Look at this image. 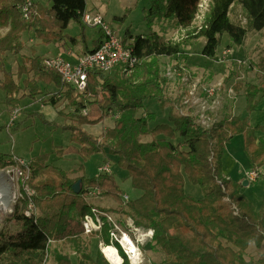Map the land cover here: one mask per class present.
Segmentation results:
<instances>
[{"label":"trees","instance_id":"obj_1","mask_svg":"<svg viewBox=\"0 0 264 264\" xmlns=\"http://www.w3.org/2000/svg\"><path fill=\"white\" fill-rule=\"evenodd\" d=\"M149 1L148 21L156 18L188 29L201 0ZM24 4L25 0H0V90L4 92L6 106L18 110L25 98H39L40 103L55 108L59 100L66 102L67 108H71L70 122L60 127L70 133L71 142L80 146L78 155L87 160L106 150L116 158L118 167L126 171L136 196L120 212L132 218L135 227L153 231L149 242L153 249L165 255L158 264H264V258L256 262L245 258L251 243L259 248L264 242V197L257 210L241 192L242 183L222 171L224 146L240 134L250 169L256 172L257 179H263L264 187L260 172L264 168V126H251L247 117L233 115L205 127L194 115L172 109L168 111L167 122L151 126L158 116L153 111H145L147 101L157 103L160 108L165 104L166 78L161 76L159 58L180 60L183 48L192 41L169 40L155 30L137 36L126 31L123 44L132 40L129 47L139 59L136 69L126 72L118 66L112 75L92 71L85 92L78 93L56 71L44 68L35 51L29 56L23 55L15 73L6 69L4 55L21 54L25 32L33 33L42 44L63 39L82 43L84 53L96 50L104 35L100 28L89 48L86 25L82 21L86 0H31L34 13L28 21L22 17ZM236 6L241 8L244 22L232 20L231 13ZM114 19L122 20L121 17ZM71 22L79 27L75 36L66 33ZM262 29L264 0H210L203 24L191 36L194 40L202 38L201 54L213 58L224 33L228 34L231 44L242 46L248 32ZM181 56L182 61L187 58V55ZM255 68L264 74V52ZM51 86L57 92L51 93ZM244 90L245 109L252 111L259 88L247 84ZM91 103H97L103 113L95 120L82 114ZM110 110L117 111L118 119L101 136H93L83 128V124L98 122ZM139 111H144V115H138ZM256 132L263 134L257 136ZM147 135L152 139L142 141L141 137ZM13 157L0 154V170L15 164ZM46 158L39 155L29 162L26 184L36 194L31 197L25 194L14 205L12 217L20 228L14 234L0 237V262L45 264L53 244L62 242L60 249L52 250L55 264H109L99 250L95 257L91 256L82 218L89 209L85 201L87 194L119 196V188L109 179L111 175L75 178L58 168L49 173ZM78 179H81V190L75 194L72 185ZM186 179L201 189L200 198L185 192ZM29 201L37 210L35 217L24 214ZM66 246L75 253V262L65 253ZM123 257L126 258L124 254Z\"/></svg>","mask_w":264,"mask_h":264},{"label":"rangeland","instance_id":"obj_2","mask_svg":"<svg viewBox=\"0 0 264 264\" xmlns=\"http://www.w3.org/2000/svg\"><path fill=\"white\" fill-rule=\"evenodd\" d=\"M37 1L42 2V0ZM209 1H200L198 6V11L200 10L201 12L200 16L195 17L190 28L181 30L175 27L174 23L166 20L157 21L156 18H153L151 22L148 21L146 15L150 7L149 0H87L88 4L96 6V12L102 14L113 30L121 37L125 35L126 31H129L133 36H137L145 35L150 30H155L165 35L169 40L192 41L190 45L183 48L180 60L175 57H160L158 60L161 76L166 78L163 93L165 104L163 103L160 108L157 103L147 101L145 111H153L158 116L155 121L150 123L151 126L156 123L167 122V115L170 109L180 114L187 113L194 115L196 120H198L200 112L198 108L200 106L201 108L204 106L207 109L206 113L210 118V122L208 121L205 125L201 124L205 127L212 126L225 117L233 116L232 113L240 117H247L251 124L264 125V74H261L255 68L256 63L264 52V29L248 32L244 44L240 48L231 44L228 34L224 33L217 47L215 58L213 57L214 59L212 60L202 55L201 49L204 45V40L202 38L194 40L195 38L191 35L203 24ZM115 17H121L122 20L117 21L114 19ZM231 17L234 21L240 20L244 22V17L239 6L234 8ZM97 31L98 28L86 26V34L90 40L96 38ZM66 32L70 36H75L79 33V27L75 22H71ZM22 39L24 48L20 55H12L10 53L4 55V63L7 70L15 73L19 63L22 61L23 55L29 56L34 49H36V54L38 55L46 56L54 54V47L50 44H37V38L33 33L24 34ZM227 48H230L232 51L224 54ZM181 55H187V58L182 61ZM167 69L171 72L167 73ZM177 69L181 70L182 74ZM174 75L176 76L175 78H173ZM188 76H191V80ZM193 84L197 85L194 96L201 102L200 106L193 103H183L189 95ZM247 84H253L260 88L258 94L254 96L255 109L252 111L245 109L246 99L244 89ZM205 88L215 89L212 99L207 97L203 90ZM39 107L40 104L38 102L33 103L32 100L25 98L20 101L19 109L13 111L4 103V92L0 90V154L20 157L26 162H30L39 155H45L47 163H50V167L48 168L49 173L53 172L56 168L71 170L70 177L75 178L83 174L81 172L82 168L79 169L81 164L83 165L85 174L88 176L95 175L98 172L99 166L110 164V172L106 175H111L109 178L111 182L113 178L115 179L120 190V195L107 197L104 200L98 199L94 203L92 202V196L87 197L86 200L89 206H97V204L109 206L108 208L97 207L111 212L123 228H127L133 237L137 236L136 233L135 235L132 233L130 225L128 226L132 218L120 212L122 208L127 209V202L124 203L121 200V196L127 194L130 197L129 200L132 196H136L130 186V179L126 171L118 167L115 157L104 154L107 152L106 150L103 151L104 153L93 154L87 160L82 159L81 156L76 154V147L78 145L70 141L69 132L63 130L54 122H44L42 120L44 117H41L37 113ZM89 108V118L99 116L100 112L96 103L91 104ZM232 108L233 111L231 110ZM137 114L142 116L144 115V111H139ZM151 139L150 135L141 137V140L146 142ZM175 141L178 142L179 140ZM63 154L66 157H62ZM222 171L232 180L237 181L243 176V180L253 183L255 176L249 168L248 159L243 151L242 135L234 136L224 146ZM0 173H2L0 175V186L8 183V177L15 178V184H18L16 182V172L12 166L0 170ZM261 174L264 176L263 172ZM243 189L245 191L243 193L248 195V198L253 201L252 203L260 206L264 197L263 181H261L259 186ZM185 192L196 198L202 196L201 189L191 184L187 179L185 181ZM13 195L14 192L9 189L7 205L4 209H0V237L14 234L20 228L19 224L12 217L14 208ZM94 196L97 198L98 195ZM107 228V226L104 228L103 233L84 234L86 239L90 240L89 248L92 257H95L98 250L100 251L99 244L101 240L105 243H110ZM112 243L117 248L119 255L123 256V252L117 243ZM61 245L62 242L53 244L45 264H55L52 250L55 248L60 249ZM141 250L142 262L140 264H158L165 258L164 253L152 248V242L147 241V238L142 243ZM64 251L69 254L71 261L75 262L76 255L71 248L66 246ZM245 258L252 259L254 262L264 258V242L259 248L251 243L246 250ZM124 261L131 264L127 258L123 259V263ZM0 264L2 263L0 262Z\"/></svg>","mask_w":264,"mask_h":264},{"label":"built area","instance_id":"obj_3","mask_svg":"<svg viewBox=\"0 0 264 264\" xmlns=\"http://www.w3.org/2000/svg\"><path fill=\"white\" fill-rule=\"evenodd\" d=\"M30 6L31 0H25V4L22 7V17L26 21H28L34 13L32 12ZM200 13L201 12L199 10L196 14V17L200 16ZM82 21L86 26H97L100 27L103 31V41L96 50L85 52L77 56L76 61L74 62H71L62 54L44 57L42 59V65L44 68L56 71L61 76L62 80L66 84L73 87V89H75V91L78 93L85 92L87 88L88 75L92 71H100L104 74H107L114 71L118 66H121L125 69L126 72H131L139 63V59L135 55H133L132 48L129 47L132 42H128L126 45H124L122 37L119 36L118 33L115 32V30H113V28L106 22V20L100 13L84 11L82 15ZM200 26L198 28H200ZM231 51L232 50L230 48H227L224 54ZM177 71L182 74L181 70L177 69ZM169 72L171 71L167 69V73ZM175 77L176 76L174 75L173 78ZM188 78L191 80V76H188ZM196 89L197 85L193 84L189 91V95L183 101L184 104L193 103L200 106L201 102H199V100L194 96ZM203 90L208 98L212 99L214 97V88H205ZM212 102H214V100H212ZM198 109L200 111L198 114V123L205 125L208 121L210 122V118L206 113L207 109H205L204 106L202 108L200 106ZM115 118H118V114L115 116ZM13 161H15V164L9 165L6 168L10 166L13 167V170H15L16 172V182H18V184H15V178L8 177L10 178V180L7 179L8 183H6V185L4 186L7 187V184H9V188L12 190V192H14L13 201L15 205L23 198V195L26 194L28 197L33 196L34 190H32L26 184V179L29 177V163L15 156L13 157ZM109 166L110 164H104L98 168V171L103 174H108V172H110ZM252 173L256 177V172L253 171ZM94 195L96 194L94 192H91L87 194V197ZM129 198L130 197H128L127 194L122 195V201L124 203L128 202ZM24 214L27 217L36 216L37 210L31 201L28 202L27 209L25 210ZM132 223V220H130L128 226L130 225L131 231L134 235L135 233L137 234V236L135 237L130 234L127 228H123L121 223H118L113 217L112 213L107 211L106 209H102L97 206H89L87 213H85L82 218V226L85 235H89L92 233H103L104 228L106 226L108 227L107 232L109 236L108 240L110 241V243H105L101 240L99 244V249L104 258V250L108 246H113L112 242H116L117 245L121 248L125 257L131 262V264H140L142 262V243L145 241V238H147V241H150L152 239L153 231L151 229H140L138 227H135ZM126 237L130 239L132 248H128L123 244L122 241ZM131 245L128 244V246ZM115 250L117 251L116 247ZM134 252H136L137 256L136 262L132 260V255H134ZM121 257L122 264L124 257Z\"/></svg>","mask_w":264,"mask_h":264},{"label":"crops","instance_id":"obj_4","mask_svg":"<svg viewBox=\"0 0 264 264\" xmlns=\"http://www.w3.org/2000/svg\"><path fill=\"white\" fill-rule=\"evenodd\" d=\"M85 11H91V12H96L97 10H96V6H93L92 4H88V2H87V0H86V9H85ZM96 13H99V12H96ZM102 15V14H101ZM103 16V15H102ZM104 17V16H103ZM104 19H105V17H104ZM107 22V21H106ZM108 23V22H107ZM109 24V23H108ZM89 27H92V28H98V31L100 30V27H97V26H89ZM181 30H185V29H182V28H180ZM98 31H97V34H98ZM103 32V31H102ZM26 33H31V32H25V33H23V35L24 34H26ZM67 33V32H66ZM23 35H22V37H23ZM96 37H97V35H96ZM94 39H96V38H94ZM94 39H92V40H90V39H88L87 40V45L89 46V48L91 49L92 48V45H91V42L94 40ZM23 40V39H22ZM37 44H42L38 39H37ZM128 42H132V40H128ZM36 44V45H37ZM35 45V46H36ZM45 45H49V44H45ZM50 45H52L53 47H54V54H48V55H39L40 57H41V59H43L44 57H50V56H55V55H57V54H62L65 58H67L68 60H70L71 62H74V61H76V57L77 56H79V55H81V54H83L84 53V47H83V44L82 43H80V42H77L76 44H74V43H71V42H68L67 40H63V39H54L51 43H50ZM240 47H242V46H238V48H240ZM32 51H35V55H38V54H36V49H34V50H32ZM215 58V57H214ZM214 58H211L212 60L214 59ZM241 62V61H240ZM6 67V66H5ZM257 70V69H256ZM256 70H255V72H256ZM115 71V70H114ZM114 71H112V72H110V73H107V74H105V75H112V74H114ZM258 71V70H257ZM213 73H214V71H213ZM104 74V73H103ZM23 77H25V76H23ZM259 90H260V88H259ZM50 91H51V93H55V92H57V88L55 87V86H51L50 87ZM58 97H59V95H58ZM32 102L33 103H36V102H38L39 104H40V107H39V111L37 112V113H39L40 115H41V117L43 116L44 117V119L46 120V121H48L49 123L50 122H54V123H56L58 126H62L63 124H65V123H69L70 122V118H69V111H70V109H68L67 108V106H66V102H63V101H60L59 100V106H58V108H55V107H53V106H51L50 104H42V103H40L39 102V98L37 99V100H32ZM91 104H93V103H91ZM91 104H89V105H87L86 106V108L82 111V114H84V115H86L87 116V118L89 119V120H95V119H97L100 115H102L101 114V111H100V109H99V112H100V114H99V116H97V117H95V118H89V107H90V105ZM97 104V103H96ZM99 108V107H98ZM59 110H61V111H63L62 112V114L61 113H59L58 111ZM232 111H233V108L231 109ZM232 113V112H231ZM118 113H117V111L116 110H110V111H108V113H106V114H104V116L98 121V122H96V123H86V124H83V128L89 133V134H92L93 136H96V137H99V136H101L102 134H103V132L106 130V129H109V128H112L113 126H114V124H115V121L118 119H116L115 118V116L117 115ZM232 115H234L233 113H232ZM237 116V115H236ZM240 117V116H239ZM240 118H246V117H240ZM249 121V120H248ZM249 125H251V126H255V124H251L250 123V121H249ZM260 125V124H259ZM261 126H264V125H261ZM70 134V133H69ZM256 135L257 134H263V133H261V132H256L255 133ZM237 136H240V134L239 135H237ZM257 136H260V135H257ZM76 144V143H75ZM76 145H78V144H76ZM77 148V151H76V154L78 155V150H79V148H80V146L78 145V147H76ZM61 149V148H60ZM101 153V152H100ZM104 153V152H103ZM104 154H107V155H109L108 153H104ZM64 156V154L62 155V157ZM109 156H112V155H109ZM64 157H66V156H64ZM113 157V156H112ZM18 158H20V157H18ZM20 159H22V158H20ZM22 160H24V159H22ZM25 161V160H24ZM27 163H29V162H27ZM46 164H50V163H46ZM82 165V164H81ZM54 166V165H53ZM83 166V165H82ZM102 166V165H101ZM55 167V166H54ZM100 167V166H99ZM98 167V168H99ZM249 168H250V166H249ZM60 169V168H59ZM62 170H64V169H62ZM251 170V169H250ZM64 171H67L68 173H69V175H70V171L71 170H64ZM83 174L82 175H84V176H86V177H96V176H98L99 174H101V175H103V173H100L99 171L95 174V175H93V176H88V175H86L85 174V172H84V169L82 168V171H81ZM260 172H263L264 173V168H261L260 169ZM225 175V174H224ZM225 176H227V175H225ZM228 177V176H227ZM238 182H243V176L242 177H240L239 178V180H237ZM253 181V180H252ZM261 181H263V179H257V177H255V179H254V181H253V183H248V186L247 187H249V189H251V188H253V187H256V186H259V184H261ZM113 182H114V184L116 185V187H118V185H117V183H116V181H115V179L113 178ZM246 187V185H245V187H243L242 186V188H241V192L243 193V192H245L244 191V189L243 188H247ZM119 188V187H118ZM244 195H246V197L248 198V195L246 194V193H243ZM88 197H90V196H88ZM107 197H111V196H100V195H98L97 196V198H96V196H92L91 198H93V203H94V201H96V200H104L105 198H107ZM90 198V199H91ZM249 199V198H248ZM250 200V199H249ZM87 201V200H86ZM251 201V200H250ZM88 202V201H87ZM251 202H253V201H251ZM254 204V206H255V208L258 210L260 207H261V204H260V206H257L258 204H255V203H253ZM97 206H99V207H103V208H108L109 206H102V205H100V204H97Z\"/></svg>","mask_w":264,"mask_h":264},{"label":"bare ground","instance_id":"obj_5","mask_svg":"<svg viewBox=\"0 0 264 264\" xmlns=\"http://www.w3.org/2000/svg\"><path fill=\"white\" fill-rule=\"evenodd\" d=\"M0 175H2V173H0ZM7 179L10 180V178H7ZM8 189H10L9 188V184H7V187L6 186H1L0 187V191H1L0 192V209H4L6 207V205H7V201H8V197H9V191H8ZM33 194L35 195L36 193L33 191ZM122 242H123V244L126 247L132 248L131 241H130V239L128 237H126L125 239H123ZM128 244H130L131 246H128ZM104 254H105V258L111 264H121L122 257L119 255L118 251L115 250V247L108 246L104 250ZM136 259H137L136 252H134V255H132V260L134 262H136Z\"/></svg>","mask_w":264,"mask_h":264},{"label":"water","instance_id":"obj_6","mask_svg":"<svg viewBox=\"0 0 264 264\" xmlns=\"http://www.w3.org/2000/svg\"><path fill=\"white\" fill-rule=\"evenodd\" d=\"M248 184L247 180H243L242 186H245ZM73 192L75 194H78L81 190V179H78L73 185H72Z\"/></svg>","mask_w":264,"mask_h":264}]
</instances>
